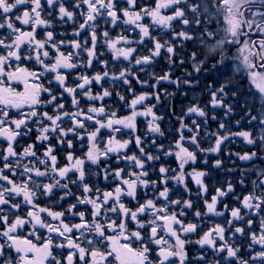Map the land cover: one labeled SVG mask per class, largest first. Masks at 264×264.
<instances>
[{
    "label": "snow or ice",
    "instance_id": "snow-or-ice-1",
    "mask_svg": "<svg viewBox=\"0 0 264 264\" xmlns=\"http://www.w3.org/2000/svg\"><path fill=\"white\" fill-rule=\"evenodd\" d=\"M121 25L136 37L113 38ZM201 74L214 78L197 93ZM165 101L178 125L167 144ZM237 109L247 128L233 131ZM0 141V264H264V0H0ZM212 170L228 179L209 200ZM210 217L224 222L204 231Z\"/></svg>",
    "mask_w": 264,
    "mask_h": 264
},
{
    "label": "trees",
    "instance_id": "trees-1",
    "mask_svg": "<svg viewBox=\"0 0 264 264\" xmlns=\"http://www.w3.org/2000/svg\"><path fill=\"white\" fill-rule=\"evenodd\" d=\"M140 3L141 4H152L154 5L155 3V0H140ZM166 14H171V10H165ZM145 23H151L150 20H145L144 21ZM175 23V22H174ZM125 28L124 25H121L120 27H117L115 29H111V27L109 26V30H110V34L113 38H115L116 36L118 35H121V34H124V35H128L130 38H133V37H136V33L135 32H123V29ZM66 29L69 33H71L72 31V25H67L66 26ZM64 29L63 28H57V32L59 33L60 31H63ZM177 30H179V25H177ZM153 33L154 34H159L158 33V30L157 29H153ZM41 35H42V31H41ZM70 38V36H69ZM84 37L82 36L81 39H83ZM138 38V37H137ZM89 40H90V37H89ZM152 47V44L150 41H146V46L144 48L141 49L142 53L143 54H147V49L148 48H151ZM193 50V45L191 42H188V47H187V51L188 52H191ZM109 59L111 57V53H108L107 54ZM164 55L165 54H162V56L158 59V63L153 65V68L155 71L159 72L162 74L163 71H166L168 70V65H167V62L166 60L164 59ZM183 69H187L189 71H191V65L190 64H185L183 66V68H179L177 67L175 70H174V75H182L183 74ZM80 71H85L84 69H81ZM91 74V73H90ZM146 78V77H145ZM214 77L212 76H205L203 74H201V84L200 86L195 90L197 93L201 92L202 89H204L205 85L209 82H211V80L213 79ZM75 80V76H69L68 77V83L71 84L73 83ZM243 86L245 88L248 87V82L247 80L245 79L243 82ZM109 85L107 83H105V87H108ZM136 89L137 91H140V87L139 85L136 86ZM93 90L94 91H97L99 90L98 89V86L96 85H93ZM172 88H169V91H171ZM191 99V92L189 94V97L187 99H184L183 97L181 96H177L173 103L175 104L176 106V111L179 112V108H180V104H181V101L183 100V102L185 104L188 103V100ZM200 101L202 104H205L207 103L209 100H210V96L205 92L202 96L199 97ZM154 103V101H152ZM82 103H87L86 101H82ZM105 103H108V104H111L113 105V107H115L116 105V101H115V96H113V98L111 100H106ZM69 106H70V101H69ZM169 105H168V102L165 101V104L164 106H161L159 107L158 109H156L155 111L157 112L158 115H164L165 119L163 121L160 122L161 124V127L162 129L165 131L166 133V136H167V139L164 141L165 144L168 143V140H172L175 138V128L178 127V125L176 124V121L174 118L170 117L169 116ZM118 114L121 115V116H124V115H127L128 114V109L124 108V107H120L118 109ZM220 116L222 117L223 116V112L221 111L220 112ZM241 117V112L239 109H237L236 111V114L228 121L229 125L232 127L233 131H239L243 128H247V124L242 122L241 125H240V128H237L236 127V120H239ZM150 119V117L148 118ZM215 124L212 125L213 128H215ZM137 128H138V131H137V135H140V136H144L146 130H147V120L146 118L144 117H138L137 118ZM171 128V131H169V129ZM127 130H125L126 132ZM119 136H121L122 139H127L128 136L127 135H122V134H118ZM106 136H107V133L105 132L104 136L101 138V146L103 145V143L106 141ZM35 138H36V133L35 131H33L31 133V136L28 137V136H25V137H22L20 140H22L20 142V145L21 146H25L27 144H30V143H33L35 141ZM238 142L235 143V144H231L229 145V149L231 151H238V152H243L246 148V146L243 144V141L239 140V138H237ZM4 143V142H3ZM51 143L55 144V140H52ZM205 147H207V144L204 145ZM132 148L134 149V145L132 146ZM76 150H77V153L79 154L82 150L80 149V146H79V143H77L76 145ZM86 150V147L85 149ZM43 149L41 148L40 149V152H42ZM222 155H224L222 153ZM64 153H59L58 155V159L60 160V163L63 164V163H66V161L64 160ZM225 159H227L226 156H224ZM170 165L171 167H176V162L173 159L170 160ZM195 167L197 168H203L204 166L202 164H197ZM210 167V165H209ZM189 170H191V168H189ZM228 179V176L225 172H221V171H216V170H212L211 174L205 178V183L207 184L208 186V192H207V198L210 200L212 195L215 194V188L217 186H219L220 184L222 183H225ZM101 186L103 187L104 186V183L103 181L100 182ZM188 185H189V188L192 190L193 193H195L197 191V187L195 185V183L192 181V179L189 177L188 178ZM237 194H241V190H240V187L239 185H237ZM177 196H181L182 198H188L187 194L183 192V189L181 188L179 190V192H174L173 193V198H176ZM192 199L194 201H197V197L195 195L192 196ZM225 202L230 206V207H235L237 206V202L232 199V198H226L225 199ZM39 205L40 206H47V207H51L53 208V210H61L60 208V205L59 204H56V205H53L51 203H48V204H45V200L44 198L42 197L40 200H39ZM199 205L201 207H203V200H199L198 201ZM132 207H134V204L131 205ZM63 207L64 208H67V203H64L63 204ZM218 207L220 209L223 208V204L221 205H218ZM187 219L191 220L193 219L192 216H188ZM206 220H208V223H205V224H202V229L204 231H207L208 228L212 227L213 226V222H216V221H219L221 223H223L224 221L222 220V218H218V217H210V218H205ZM246 227V225H245ZM253 228L254 230H256L257 232H259V218L256 217L254 218V225H253ZM40 231H43V230H40ZM24 235L27 234V229L24 231L23 233ZM202 234V232H201ZM246 242H250L249 240H245ZM258 248V246H257Z\"/></svg>",
    "mask_w": 264,
    "mask_h": 264
},
{
    "label": "flooded vegetation",
    "instance_id": "flooded-vegetation-1",
    "mask_svg": "<svg viewBox=\"0 0 264 264\" xmlns=\"http://www.w3.org/2000/svg\"><path fill=\"white\" fill-rule=\"evenodd\" d=\"M21 27H23V26H21ZM13 63H15V62H13ZM24 65L25 66H29V62H27V61H25L24 62ZM45 83H47V81H45ZM14 87H16L18 90H20V91H22L23 90V85L22 84H16V85H14ZM13 115H15V113L13 112ZM19 139V141L21 142L22 140H20L21 138H18ZM0 143H3L2 141H0Z\"/></svg>",
    "mask_w": 264,
    "mask_h": 264
},
{
    "label": "rangeland",
    "instance_id": "rangeland-1",
    "mask_svg": "<svg viewBox=\"0 0 264 264\" xmlns=\"http://www.w3.org/2000/svg\"><path fill=\"white\" fill-rule=\"evenodd\" d=\"M237 243H239V241H237ZM247 245H248V242L244 241V250L247 249ZM242 254H243V251H242Z\"/></svg>",
    "mask_w": 264,
    "mask_h": 264
}]
</instances>
